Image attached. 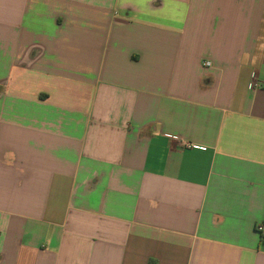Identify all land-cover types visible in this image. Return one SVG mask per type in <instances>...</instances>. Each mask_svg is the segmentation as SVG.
<instances>
[{
  "label": "crops",
  "instance_id": "obj_1",
  "mask_svg": "<svg viewBox=\"0 0 264 264\" xmlns=\"http://www.w3.org/2000/svg\"><path fill=\"white\" fill-rule=\"evenodd\" d=\"M260 224L264 0H0V264H264Z\"/></svg>",
  "mask_w": 264,
  "mask_h": 264
},
{
  "label": "built area",
  "instance_id": "obj_2",
  "mask_svg": "<svg viewBox=\"0 0 264 264\" xmlns=\"http://www.w3.org/2000/svg\"><path fill=\"white\" fill-rule=\"evenodd\" d=\"M203 65H204L205 67H210V66H211V63H210L209 61H205V62L203 63ZM258 85H259V84H258L256 78L253 77V79H252V81H251V85H250L251 88H255V87H257ZM256 229H257V232H259V234L264 235V225H262V224L257 225Z\"/></svg>",
  "mask_w": 264,
  "mask_h": 264
},
{
  "label": "trees",
  "instance_id": "obj_3",
  "mask_svg": "<svg viewBox=\"0 0 264 264\" xmlns=\"http://www.w3.org/2000/svg\"><path fill=\"white\" fill-rule=\"evenodd\" d=\"M261 235V234H260ZM261 240L264 241V235H261Z\"/></svg>",
  "mask_w": 264,
  "mask_h": 264
}]
</instances>
